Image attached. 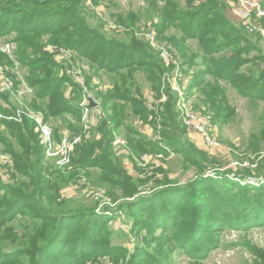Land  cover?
<instances>
[{
    "label": "trees",
    "instance_id": "1",
    "mask_svg": "<svg viewBox=\"0 0 264 264\" xmlns=\"http://www.w3.org/2000/svg\"><path fill=\"white\" fill-rule=\"evenodd\" d=\"M83 1L0 0V38L13 32L19 35L16 42L23 50L17 59L29 67L27 83L33 88L38 103L33 106L43 111L44 120L73 115L82 126L81 102L85 94L72 77L60 72L63 66L59 61L46 53L43 45L36 43L43 35L56 38L58 46L78 52L80 57L88 60L95 75L104 72L112 78L113 87L105 94H98L108 113L98 128L103 139L89 147H77L74 167L101 169L103 180L122 189L125 196L122 199H134L127 201L125 207L134 218L135 233L145 229L150 235L160 229L162 233L157 240L167 237L161 243H178L196 264H205L209 253L222 247L225 229L241 232L264 229V157L260 153L264 151V140L251 139L246 148L251 155H260L262 171L239 173L226 170L223 174L215 172L214 176H209L204 163H208L211 156L208 151L199 150L193 142L183 139L187 130L181 127L178 114L173 110L175 96L171 94L170 102L159 113L146 108L137 74L145 73L147 79L153 81L152 88L160 93V81L157 79L168 69L159 54H154L147 42L137 41L135 37L106 36L100 30L86 26ZM184 1L187 3L184 7L177 1H166L155 27L158 38L167 37L171 26L179 30L181 36L174 35L170 40L181 50L183 65H197L196 59L203 54V70L187 90L203 89L207 83L206 76H211L215 81L230 83L250 101L264 103V68L252 66L246 73L242 72L244 66L262 59L260 55L256 59L244 57L252 49L259 52L258 43L247 39L217 0ZM157 5L156 0H151L153 10ZM131 19L134 24L139 18L131 15ZM124 21V17L120 18L121 24ZM189 40H197L199 46L198 51L187 59L185 45ZM2 45L0 43V48ZM219 53L226 54L216 58ZM69 88L72 99L68 97ZM207 96L204 104L208 107L212 104L214 123L230 121L234 114H226L219 84L209 90ZM129 109L146 124L152 125L156 117H162L165 129L160 142L142 138L137 126H127ZM148 115H152L154 120H147ZM1 124L4 129L0 132V141L5 146L4 152L13 159V168L8 171L12 173L9 179L5 178L7 171L4 174L0 172V264H84L89 259L102 256L115 259L126 252L127 248L112 243L111 233L105 228L107 217L104 214L93 208L69 209L68 203L74 202L72 198L61 201L57 209L50 206L51 198L59 196V186L63 183L62 180L60 184L55 181L56 170L45 163L46 154L40 145L35 122L25 119L18 124L4 119ZM121 127L126 128L129 148L138 157L151 151L165 156L172 153L181 155L184 171L194 169L190 174L192 180L178 185H170L169 181L156 185L155 192L139 196L138 186L133 184L134 176L110 163L115 133ZM74 129V132L82 134L83 127ZM103 142L104 146L100 147ZM98 146L99 153L96 154ZM58 175L61 178V173ZM231 175L246 183L243 185L228 179ZM253 179H257L256 182ZM136 213L145 215L151 223H148L149 219L140 222ZM17 222L26 225L21 234L16 231ZM168 231L171 232L169 236ZM248 246L253 264H264V250ZM138 247V252L126 264H167L165 257L173 251L165 253L158 250L155 253L159 244L152 249Z\"/></svg>",
    "mask_w": 264,
    "mask_h": 264
},
{
    "label": "rangeland",
    "instance_id": "2",
    "mask_svg": "<svg viewBox=\"0 0 264 264\" xmlns=\"http://www.w3.org/2000/svg\"><path fill=\"white\" fill-rule=\"evenodd\" d=\"M166 1L168 0H156L158 5L156 10H153L151 8V0H84L82 13L83 17L86 19V26L98 29L101 33L106 34V36L118 34V37L121 38H128L129 36L135 37L137 41L147 42L149 47L152 48L153 53L159 54V57L160 54H162V50L168 53L172 52L181 66L180 73L183 79L178 84L184 87L182 91L185 94L189 95V93H192L189 95L192 109L205 116H211L213 120L214 113L211 110L213 106L211 104L208 107L204 104V100L208 97L207 92L216 88L219 84L224 99L223 106L225 112L226 114L232 112L234 115L228 122L219 121L215 124V136L217 137L215 138L223 145L224 150L208 151L211 160H207L208 163L205 162L204 164L207 166L206 169L208 170L207 174L209 176H214L215 172L223 174L226 170H233V172L240 171L239 173H244L249 170L253 172L262 171L259 162L262 160L261 157H264V151L260 152V157V155H251V152L246 148H248L251 139L258 140L259 138L260 141L264 140L262 139V137H264V103L250 101L235 90L230 83L223 80L219 82L215 81V78L211 76H206L207 83L203 89H195L190 92L187 90L196 75L203 70L202 64L204 57H202L203 54L198 56L196 59L197 65H192V67L183 65L184 60L181 56V50L176 48L175 43L170 40L174 35L181 36V33L172 26L166 33L167 37L158 38L155 24H158L160 21V13ZM174 1H177L179 6L182 7L187 4L184 0ZM217 1L225 8V13L229 16L230 20L232 22L234 21L237 27L247 35V39L256 42V44L258 43L259 52L252 49L249 53L244 55V57L247 59H256L260 55L262 59L244 66L242 72L246 73L252 66H258L259 69L264 68L261 40L250 34L240 21L239 14L235 8V6H239V0ZM250 1L258 4L261 6L262 10H264V0ZM131 15H135L139 18L134 24ZM122 17L125 18L124 24L120 23V18ZM18 36L16 32H13L9 36L0 38V43L4 45L2 50L0 49L2 55L0 57V68L3 70V76L13 85L10 91L5 90L2 85L3 81L0 80V95L5 97L4 99H2V97L0 98V107L2 108L0 113L6 117V120L22 124L25 119L32 120L34 113H41L43 116L44 114L42 113L43 111L41 112L39 109L36 110L33 106L36 103V97L33 88L27 83V77L30 74L29 67L24 66L17 59L19 53L23 50L16 42ZM151 37L152 39H150ZM55 39L46 34L39 38V40L37 39L36 43L43 45V50L46 53L53 55L55 59H59L60 66H63L60 72L72 77L80 86L83 93L85 92V94L90 96L92 99L91 101H93L97 107L89 109L88 121L90 120V126L85 123L84 110L82 112V126L77 123V117L73 115H67L64 118H49L45 120V123L54 131V140L57 146H60L64 139L67 140L66 143L73 144L74 139L80 138V142L74 145L72 153L66 155L68 160L66 159L65 165H57L61 156L58 160L56 158H47L45 161L53 170H56L53 176V178L56 179L55 181L60 184V180H62L61 183H63L59 186L61 187V197L60 194L59 196H53L50 206L57 209L61 205V201L66 198H72L74 202L68 203L69 209L72 210L78 208H93L94 210H99L103 208V210L98 213L104 214L105 217H107V219H105V228L111 233L112 243L116 246L121 245L127 248L126 252H122L120 256L115 257V259L111 258V256H102L89 259L85 261L84 264H126V261H128L135 252H138L137 249L139 245L152 249L157 244H159V247L155 249V253H157L158 250H162L165 253H169L173 250L168 257H165L167 264H196L179 248L180 245L178 243H174V241L161 243L164 242L167 237H163L162 240H157L162 233L160 229L155 231V229L151 228L155 232L150 235H148V231L145 229L135 233L134 218L130 216L129 211H127L125 207L127 201H133L134 199H122L125 197L122 189L103 180L104 172L101 169H81V167H74L73 157L76 154L77 147H89L90 144L94 142L100 143L103 139V134L98 128L100 122L107 119L108 113L104 110L102 98H99L98 94L107 93L108 90L113 87V82L112 78L107 73L102 72L101 74L95 75L90 69V63L87 59L80 57L76 51L58 46L55 43ZM7 45H10L12 49L8 52L5 51L7 52L5 53L3 50H5ZM198 46L199 43L197 40H189L186 43L185 47L188 49L187 59L198 51ZM64 51L72 57L68 60L67 58L66 60L60 59V54H65ZM224 54L222 55L224 56ZM222 55L219 53L216 54L215 57L220 58ZM167 69L168 70L159 77L160 79H157V82L160 81V89L159 86H157L160 93L152 88L153 81H149L145 73L139 72V74H137V82L145 97L144 101L146 102V108L150 111L159 113L163 110L164 106L166 107L170 102L171 94L175 96L177 101L178 94L177 92L171 91L168 81L169 76L174 75L176 67L175 65H169ZM71 93L72 91H70L68 95L69 99H72ZM173 110L176 112L175 109ZM228 110L230 111L228 112ZM19 113H21L20 120ZM126 115L127 126L139 127L142 138L147 137V140L151 139L160 142L159 137H161L165 129L162 117H156V122L151 125L146 124L147 122L143 121L140 117L134 116L130 109L127 111ZM10 118L18 119L14 120ZM147 120L152 121L154 119L152 115H148ZM178 120L181 127L185 129L184 123H182L179 116ZM86 126L89 128L88 130L85 129ZM82 127L83 131L81 135L79 134L80 132H74V128L79 129ZM85 130L87 132H85ZM127 133L124 127H121L120 130L115 133L116 139H120L123 145H115L113 142V155L110 158V163L112 164L111 166L118 167L120 171L124 168L126 173L129 172L134 176L133 184L138 186V191L140 192L139 196L149 195L156 191V185L165 184L169 181L172 183L170 185H178L185 184L192 180L193 177L190 174H193L194 169L187 172L184 171L185 169L182 166L183 157L181 155L172 153L165 156L162 153L151 151L143 153L138 157L136 153L129 148ZM183 139H186L189 143H196L193 136H190V133L184 135ZM99 146L103 147L104 142ZM99 146L95 148L97 149L96 154L99 153ZM2 147L5 149L3 143ZM197 147L199 150L203 148L202 145H198ZM144 157L147 158L145 159ZM12 168L13 166L7 170L5 178L9 179L11 177L12 173H8V171ZM59 173L62 175L61 178L58 175ZM227 178L241 182L243 185L246 183V181L235 177V175L228 176ZM257 179H253L252 181L256 182ZM136 217L140 222L149 219L145 215L139 216V213H136ZM148 223H151L150 219ZM15 226L17 227L16 231L20 234L23 233L24 227H26V225L21 224V222H17ZM167 233L169 236L171 232L168 231ZM222 234V247L219 250L211 251L204 260L205 264H253L252 252L248 245L264 250L263 228H253L248 232L225 229Z\"/></svg>",
    "mask_w": 264,
    "mask_h": 264
},
{
    "label": "built area",
    "instance_id": "3",
    "mask_svg": "<svg viewBox=\"0 0 264 264\" xmlns=\"http://www.w3.org/2000/svg\"><path fill=\"white\" fill-rule=\"evenodd\" d=\"M89 3V2H88ZM236 10L239 14V19L243 23V25L246 27V29L249 31L250 34L253 36H256L261 40L262 43V56L264 58V10H262L261 6L254 3L250 0H239V6L236 7ZM148 39V38H147ZM152 39V37L150 38ZM4 45L1 46V50ZM11 46L7 45L5 51H10ZM5 52V53H7ZM65 52V51H64ZM162 54H160V57L164 64L168 67L169 65L176 67L174 75L169 76L168 81L170 84L171 91L177 92L178 98L175 104V110L178 114L180 120L182 123H184V127L187 130V133H190L193 135L194 141L197 145H202L203 150L206 151H223L224 147L223 145L216 139L215 136V123L211 116H205L202 113H199L192 109L190 104V98L187 94H185L182 89L184 87H181L178 83L182 81L183 77L180 73V64L177 62V58H175L174 54L172 52L168 53L165 51H161ZM60 59L67 60L72 57L70 54H60ZM59 61V59H57ZM0 80L3 81V88L5 90L10 91L11 87L13 86L9 80H7L6 77L3 76V70L0 68ZM71 89L69 88V93ZM25 92V91H24ZM85 94V92H84ZM92 99L87 94L84 95V100L81 102V107L84 110L85 116V123L87 125H91L89 118V109H94L90 107V101ZM6 119L5 116H3L0 113V132L3 131L4 127L1 124V121ZM14 119V118H10ZM18 118H15L16 120ZM21 119V113H19V120ZM87 119V120H86ZM32 121L36 124V132L39 135V141L40 145L44 148L46 159L47 158H56L58 161L59 166L65 165L66 162V155L72 153L74 145L78 144L80 142V138H76L73 141V144L66 143L67 140L64 139L63 143L60 146L56 145V142L54 140V131L53 129L45 123L44 116L41 113H34L32 116ZM89 123V124H88ZM88 130V126L85 128ZM85 130V132H87ZM216 137V138H215ZM161 137H159L160 140ZM201 141V142H200ZM114 144H121L123 145V142L120 139H116L114 137ZM203 143V144H202ZM145 159L147 157H144ZM68 160V159H67ZM13 165L12 157L4 152V149L2 147V143L0 141V172L4 174L9 168H11ZM6 170V171H4ZM64 195V194H63ZM102 209L97 210V212H101ZM107 213V212H106Z\"/></svg>",
    "mask_w": 264,
    "mask_h": 264
},
{
    "label": "water",
    "instance_id": "4",
    "mask_svg": "<svg viewBox=\"0 0 264 264\" xmlns=\"http://www.w3.org/2000/svg\"><path fill=\"white\" fill-rule=\"evenodd\" d=\"M90 107H91V108H96L97 105H96L93 101H90Z\"/></svg>",
    "mask_w": 264,
    "mask_h": 264
},
{
    "label": "crops",
    "instance_id": "5",
    "mask_svg": "<svg viewBox=\"0 0 264 264\" xmlns=\"http://www.w3.org/2000/svg\"><path fill=\"white\" fill-rule=\"evenodd\" d=\"M190 136H193L192 134H190ZM198 146V145H197ZM200 148V147H199ZM203 150V149H202Z\"/></svg>",
    "mask_w": 264,
    "mask_h": 264
}]
</instances>
